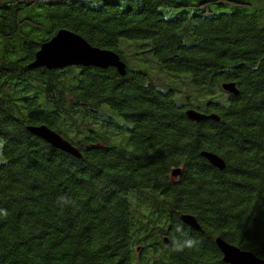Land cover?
Instances as JSON below:
<instances>
[{
  "label": "trees",
  "instance_id": "16d2710c",
  "mask_svg": "<svg viewBox=\"0 0 264 264\" xmlns=\"http://www.w3.org/2000/svg\"><path fill=\"white\" fill-rule=\"evenodd\" d=\"M260 16L251 0L1 1L0 264H225L218 237L264 259ZM61 29L117 53L127 75L29 68ZM123 40L137 42L147 64L182 77L187 104L130 72ZM225 83L239 95L225 93ZM103 107L124 125L99 121ZM190 109L218 120L191 121ZM40 125L82 158L27 130ZM119 134L127 137L108 146Z\"/></svg>",
  "mask_w": 264,
  "mask_h": 264
},
{
  "label": "water",
  "instance_id": "95a60500",
  "mask_svg": "<svg viewBox=\"0 0 264 264\" xmlns=\"http://www.w3.org/2000/svg\"><path fill=\"white\" fill-rule=\"evenodd\" d=\"M48 53L54 54L49 55ZM70 67L97 68L102 70L113 68L121 77H125L128 72L126 64L117 53L94 47L84 38L67 29L59 30L49 41L43 43L35 55V60L29 66L31 69L44 68L47 70H63ZM222 89L228 95H239L235 83H225L222 85ZM186 115L189 120L194 122H200L205 119L218 120L216 115L206 116L191 109L186 111ZM27 130L33 136L41 139L53 148L75 158H82L77 148L49 127L45 125L28 126ZM201 157L205 158L211 166L220 171L226 168L225 161L214 153L202 152ZM180 173V169H175L172 172V176L177 177ZM181 220L193 230H201L200 225L193 216L183 215ZM165 243H168V241L165 240ZM215 243L223 256L225 264H264V259L257 257L251 252L243 251L220 237L215 240Z\"/></svg>",
  "mask_w": 264,
  "mask_h": 264
},
{
  "label": "rangeland",
  "instance_id": "374dc122",
  "mask_svg": "<svg viewBox=\"0 0 264 264\" xmlns=\"http://www.w3.org/2000/svg\"><path fill=\"white\" fill-rule=\"evenodd\" d=\"M251 3L254 6V10L260 14V25L264 27V0H251ZM93 8H99L100 6H92ZM31 15L30 12H25L22 17L27 18ZM11 46L13 45V41L10 42ZM121 46L123 47V58L126 61L128 65V69L132 73H141L146 75L150 81L155 85L156 89L161 93H169L174 92V100L179 105H185L188 102V85L183 84V78H173L171 77L167 72L160 70L158 67L146 63L145 59L142 55H140V52H138L137 49V42L135 41H128L123 40L121 42ZM0 52L4 51V44L0 46ZM25 54L22 53L19 55V57H23ZM187 79V77H184ZM190 100V99H189ZM193 100V101H192ZM193 102V106L195 109H200L199 106H201V103L198 100L191 99ZM99 121H108L110 122L114 127H118L120 125H124V120L122 118H119L113 114V112L108 109L107 107L102 108V112L99 115L98 118ZM104 131H99L97 129V132L100 134L106 133L105 131H108L112 133L113 131L110 129H103ZM117 134V133H115ZM127 137V134L124 135H118V137L113 138L108 143V146H116L119 144L118 140L122 139L123 137ZM118 138V139H117ZM2 147H3V141L0 138V164H2L4 160V156L2 154Z\"/></svg>",
  "mask_w": 264,
  "mask_h": 264
},
{
  "label": "clouds",
  "instance_id": "9594fccd",
  "mask_svg": "<svg viewBox=\"0 0 264 264\" xmlns=\"http://www.w3.org/2000/svg\"><path fill=\"white\" fill-rule=\"evenodd\" d=\"M187 243L190 245L192 243V241H188Z\"/></svg>",
  "mask_w": 264,
  "mask_h": 264
},
{
  "label": "snow or ice",
  "instance_id": "6c2138e0",
  "mask_svg": "<svg viewBox=\"0 0 264 264\" xmlns=\"http://www.w3.org/2000/svg\"><path fill=\"white\" fill-rule=\"evenodd\" d=\"M49 55H52V54H54V53H48Z\"/></svg>",
  "mask_w": 264,
  "mask_h": 264
}]
</instances>
